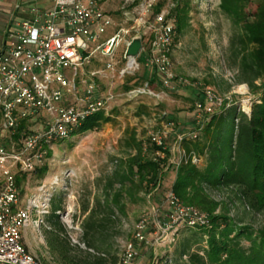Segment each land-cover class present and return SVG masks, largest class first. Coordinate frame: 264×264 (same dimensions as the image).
I'll use <instances>...</instances> for the list:
<instances>
[{
  "label": "built area",
  "instance_id": "2783aa9c",
  "mask_svg": "<svg viewBox=\"0 0 264 264\" xmlns=\"http://www.w3.org/2000/svg\"><path fill=\"white\" fill-rule=\"evenodd\" d=\"M109 1L19 0L9 12L0 47V132L5 130L0 135V264H43L26 248L23 232L28 227L39 229L51 210L40 208L37 197L22 207L17 178L49 168L56 146L71 140L76 127L99 112L108 115L115 80L149 70L163 90L173 89L176 82L171 59L177 38L176 19L171 15L175 4L155 14L160 0H120L116 17L105 9ZM135 36H143L142 50L135 59L125 60ZM119 50L121 60H117ZM95 92L103 96L95 97ZM128 92L135 100L155 91L145 81ZM203 97L205 101L195 105V131L178 137L180 144L196 142L208 119L232 104L213 88H205ZM252 102L247 112L240 109L249 115ZM36 124L43 129L33 130ZM23 125L25 131L15 140ZM151 136L156 147L168 138L166 133ZM189 161L202 162L194 153L184 152L176 170ZM166 204L169 211L163 223L156 224L157 233L208 225L206 212L184 206L173 191L168 192ZM148 223L147 219L137 223L118 264L138 259L139 247L148 244Z\"/></svg>",
  "mask_w": 264,
  "mask_h": 264
},
{
  "label": "rangeland",
  "instance_id": "374dc122",
  "mask_svg": "<svg viewBox=\"0 0 264 264\" xmlns=\"http://www.w3.org/2000/svg\"><path fill=\"white\" fill-rule=\"evenodd\" d=\"M18 1L0 0V47L10 19L3 11L12 12ZM160 1L166 7L174 4L172 0ZM178 1L181 7L189 6L190 21L184 32L177 34L172 51L176 75L173 89H152L155 91L152 94L131 100L127 94L135 87L126 91L125 84H141L144 82L142 77L153 72L142 70L123 81L115 80L110 91L114 95L110 107L116 112L111 117L112 121L58 144L46 174L29 176L22 184V207L33 197L38 198L40 208L48 206L50 210L52 199L63 200V209L59 214L61 233L72 249L88 250L81 226L88 213L83 209L104 207L107 202H114L115 196L121 192L119 176L124 173L126 162L135 154L132 147L135 138L143 146L147 158L166 162L163 164L162 181L151 193L140 191L132 197L124 195L119 207L111 204L115 219L107 225L106 241L111 253L121 258L124 246L132 241L137 223L147 219L145 238L148 244L139 247V257L133 264H167L165 258L172 256L169 260H173L171 258L177 257L182 251L181 242L191 232L180 227L175 232L162 235L157 233L156 224L163 223L169 211L166 197L174 183L177 164L186 152V146L179 143L178 137L195 131V104L205 101V88H213L220 96L230 100L231 106L244 108L246 112L249 101L254 99L250 88L239 83V66L230 51L231 40L235 35L242 34V30L235 27L222 11L220 0ZM121 6L120 0H110L105 9L119 17ZM121 58L122 50H119L117 60ZM111 84L106 82L108 86ZM255 84L260 87L264 79ZM94 96L103 95L95 92ZM38 129L42 130L43 126L36 124L33 127V130ZM163 133L168 138L155 153L150 152L151 135L162 136ZM4 134L5 130H2L0 135ZM206 194L218 206L216 215L228 211L231 218H243L248 226L258 228L263 224V216L251 212L237 190H208ZM47 220L48 217L42 219L39 229L26 228L24 243L43 264L44 260L48 264H59L48 246L46 231L50 228ZM157 239H161L160 244L156 243ZM89 252L95 254L93 250Z\"/></svg>",
  "mask_w": 264,
  "mask_h": 264
},
{
  "label": "trees",
  "instance_id": "16d2710c",
  "mask_svg": "<svg viewBox=\"0 0 264 264\" xmlns=\"http://www.w3.org/2000/svg\"><path fill=\"white\" fill-rule=\"evenodd\" d=\"M172 1L175 8L171 15L176 19L179 35L189 24V6L181 7L178 0ZM164 7L159 1L154 13L159 14ZM220 8L242 30V34L231 40L230 51L239 66V83L250 88L254 99L249 115L237 106L224 108L208 119L196 142L184 143L186 153H194L202 162L181 165L170 191L184 206L206 212L209 222L205 227L182 228L191 235L181 242L182 251L177 257L165 258L167 264H264V84L260 87L255 84L264 79V0H220ZM142 78L152 89L161 88L154 73ZM141 84L127 83L124 90ZM115 113L113 109L108 115L99 112L88 117L74 129L72 138L111 122ZM25 129L23 125L14 139L18 140ZM132 142L135 154L119 176L122 190L114 202L83 209L88 213L81 225L87 251L72 249L62 238L58 212L63 209V200H51L52 210L47 220L50 230L46 235L50 252L59 264L119 263L120 258L111 253L105 237L107 225L115 219L111 204L119 207L124 195L151 193L162 181L163 164H166L147 158L141 143L135 138ZM150 146L149 151L155 153L157 147L152 143ZM47 170L48 167L39 169L35 175L43 176ZM26 179V176L18 177V185ZM233 189L239 192L251 212L263 216L260 227L246 225L243 218H231L228 211L215 214L218 206L208 198L207 191ZM92 250L95 254L89 252ZM44 264L48 263L44 260Z\"/></svg>",
  "mask_w": 264,
  "mask_h": 264
},
{
  "label": "water",
  "instance_id": "95a60500",
  "mask_svg": "<svg viewBox=\"0 0 264 264\" xmlns=\"http://www.w3.org/2000/svg\"><path fill=\"white\" fill-rule=\"evenodd\" d=\"M143 36H135L132 38L130 44L128 45L124 59H135L143 47Z\"/></svg>",
  "mask_w": 264,
  "mask_h": 264
},
{
  "label": "crops",
  "instance_id": "0c3cea01",
  "mask_svg": "<svg viewBox=\"0 0 264 264\" xmlns=\"http://www.w3.org/2000/svg\"><path fill=\"white\" fill-rule=\"evenodd\" d=\"M1 10H2V9L0 8V11H1ZM3 12H4L5 14L9 15V12H11V11H9V10H8V11H5V10H4Z\"/></svg>",
  "mask_w": 264,
  "mask_h": 264
}]
</instances>
